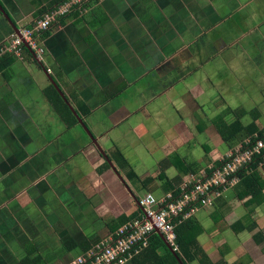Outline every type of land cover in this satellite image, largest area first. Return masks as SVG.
Returning <instances> with one entry per match:
<instances>
[{
    "label": "crops",
    "instance_id": "crops-1",
    "mask_svg": "<svg viewBox=\"0 0 264 264\" xmlns=\"http://www.w3.org/2000/svg\"><path fill=\"white\" fill-rule=\"evenodd\" d=\"M54 1L0 0L8 17L0 9V18L5 22H0V41L28 27L52 9ZM224 1L91 0L44 36V64L31 52L21 51V56L0 69V213L14 226L13 219L23 218L28 235L31 230L37 231L32 240L22 236L27 244L20 260L40 256V262L52 264L63 256L81 254L112 234L113 222L123 216H138L143 195L165 197L181 192L182 184L198 175L200 168H215L219 159L250 140L249 136L243 140V136L228 144L216 129H207L213 147L205 148L198 159L192 158L190 143L196 132L191 135L189 130L196 118L189 109L193 111L197 106H190V96L206 97L208 86L197 82L201 77L194 74L185 77L184 71L190 72L189 67L197 61L190 57L188 63L187 58L175 56L173 50L177 51L181 43L186 45L190 32H198L193 27L196 18L204 27L213 26L208 28L211 34L203 32L205 36L198 40L205 48L197 55L201 62L212 56H220L219 62L235 58L233 76L239 79L241 72V82L248 81L247 86L253 84V76L264 83V24L254 13L260 6L250 0ZM224 36L234 41L221 40ZM209 42L212 48L207 46ZM170 45L173 48H167ZM166 53L173 56L164 59ZM196 72L203 76L200 68ZM254 93L258 92H250L247 99L260 100V104L251 109L225 106L224 110L220 97L215 108L222 113L243 110L245 115L240 121L244 126L255 122L263 129L264 90L260 95ZM177 105L187 115L169 126L166 116H170V108L177 111ZM255 111L256 119L251 115ZM247 115L250 120L245 124L242 119ZM133 137L136 143L131 144ZM224 143L226 149L222 148ZM139 148H153L163 156L149 169L144 155L137 153ZM116 154L123 156L125 168L117 163ZM174 154L187 165L184 170L167 162ZM190 165L197 171H191ZM138 166L145 169L138 171ZM257 169L264 172V162ZM148 178L152 182L145 189L143 182ZM237 180L222 191L213 207L196 208L189 216L195 215L203 227L198 242L212 264H264V200L245 206L247 198L242 200L237 195L241 189ZM165 181L173 182L174 188L167 189ZM37 199L42 214H49L47 218L37 211L42 215L38 222L29 218L37 210L33 211L31 205ZM65 205L77 212L80 222L87 218V211L93 217L81 240L74 227L58 226L57 214ZM247 215L251 217L248 224L253 220L256 227L235 231L234 224ZM14 226L7 237L16 246ZM6 230L0 226V234ZM49 236L54 247L47 252L42 244L49 242ZM4 239L0 252L14 254V246ZM70 241L76 243L75 247L57 256ZM188 264L200 263L196 260Z\"/></svg>",
    "mask_w": 264,
    "mask_h": 264
},
{
    "label": "built area",
    "instance_id": "built-area-1",
    "mask_svg": "<svg viewBox=\"0 0 264 264\" xmlns=\"http://www.w3.org/2000/svg\"><path fill=\"white\" fill-rule=\"evenodd\" d=\"M90 1H62L53 10L45 11L28 27L19 28L16 33L0 44V63L3 58L21 56V51L25 46L29 47L39 60L45 61L44 34L59 24L62 18L73 12H79L85 3ZM248 141L245 143L248 144ZM262 150H264V140L261 139L252 148L241 146L234 152L228 153L225 164L214 169L210 175L208 172H205L204 176L200 173L191 177L195 178L192 182H184L177 198L172 193L160 198L152 193H146L139 199V215L122 225L106 239H102L89 247V250L80 256L84 258L80 263L126 264L128 260L132 261L133 256L139 253L143 246H147L148 238L153 234L161 235L172 250L178 251L175 220L181 214H184V218H188L190 213L185 212L186 208L200 197H202L203 205L212 202L211 196L217 194V188L228 183L234 184L237 180L234 174L245 165L246 167L250 165L254 156L264 155ZM190 186H193V189L189 190ZM192 208L194 210L197 206L192 205ZM137 245L141 248L136 249L135 246Z\"/></svg>",
    "mask_w": 264,
    "mask_h": 264
},
{
    "label": "rangeland",
    "instance_id": "rangeland-1",
    "mask_svg": "<svg viewBox=\"0 0 264 264\" xmlns=\"http://www.w3.org/2000/svg\"><path fill=\"white\" fill-rule=\"evenodd\" d=\"M229 0H225L224 3H226ZM252 3L253 1L255 2V5H259L260 7H256V12H254L255 14H258V16L262 21V24H264V0H250ZM210 7L213 9L215 8V6L210 5ZM197 20L194 21V25L193 27L196 26L198 32L197 33H192L190 32V40L186 43V45L183 46V43H181L179 45V47H177V51L173 50V52H175V56H178L180 58H187L188 63H189V59L190 57H194L193 60L197 61V64L195 66L189 67V71L190 72H186L184 71L185 77L189 78L190 75H196V77H201L199 79H197V82H201L202 84H204L205 86H208V91H207V96L203 98H193V95L190 96V99H192L193 101H191L190 106H192L193 108H195L197 106V108L193 111H191V109H189V112L193 113V116H195L196 119H193L194 125L193 129H190V133L191 135L196 132L194 138L192 139L193 141H191V146H193V152L192 154V158L193 159H198L199 157H201L202 152L205 148H212L213 144L212 141L210 140L208 134H206V130L208 129V131L210 129H216L214 122L217 120V118L220 115H223L224 113H222V111H218L215 106H217L216 101L220 99L219 97L223 100L221 105H223V109L225 110L227 107L225 106H233V108L235 107H247L248 109H251V107H254L255 104H260V100H252V102H250L249 99H247V94H249L250 92L254 91L258 92V93H254L257 95H260L259 93L264 90V83L261 82V78H256L257 76H253L252 77V85H246V83H248V81L241 82L244 79L243 74L240 72L242 69L240 66L239 68V79H238V75L233 76L232 73V69L234 66V62H235V58L234 59H224L222 58L221 62H219V58L220 56L216 57L212 56V57H208L205 61L203 60L201 62V59L198 58V54L201 51H204L205 48H201V44L198 43V40L200 42V39L203 38L205 35L204 34H211V32H209V29H212L213 26H210V24L207 25V27H204L202 24H200L199 18H196ZM29 20V19H27ZM0 22H2L3 24H5V22L3 21L2 18H0ZM25 25V23L22 24V26ZM262 26V25H261ZM209 28V29H208ZM193 30V29H191ZM205 32L204 34H201ZM8 39V38H7ZM217 39V38H214ZM223 39H229L227 36H224L223 38L221 37V40ZM6 40V38L4 40L0 41L1 43H4ZM161 41H163V39H159ZM229 41L232 43L234 40L233 39H229ZM216 44V43H215ZM214 44V45H215ZM175 45V44H174ZM173 45V46H174ZM191 45V46H190ZM214 45L212 44V46L214 47ZM172 45L168 46L167 48H173ZM189 46L191 49H189ZM207 46H210V42L207 44ZM218 47V46H217ZM212 48V47H211ZM220 49V47L218 48ZM173 56L171 54L166 53L164 55V59H167L168 57ZM187 56V57H186ZM204 58V56H203ZM215 58V59H214ZM186 60V61H187ZM243 61L241 60L240 63H242ZM197 68L201 69V72L203 73V76L201 73L196 72ZM258 81V82H257ZM196 81L194 83H197ZM234 84V86H232V84ZM188 86L191 88L192 85L191 83L188 84ZM247 86V87H246ZM194 87V86H193ZM196 87H199L196 84ZM203 85L201 86V89H203ZM216 88L220 91L216 90ZM263 88V89H262ZM257 90V91H256ZM211 91L213 92V96H211ZM215 92H217L219 94V96L215 95ZM215 95V96H214ZM214 98V102H209L210 99ZM264 98V96H263ZM263 100V99H262ZM176 102H180L179 99H177ZM263 102V101H261ZM146 105V104H144ZM203 106L202 108H199V106ZM176 110L174 111L170 108V112H168V114L170 116H166L167 120H165L166 124H169V126L173 125L175 122H181L180 119L181 117L184 115H187V113L185 114L183 110H179V105L176 106ZM185 107V106H184ZM247 117V118H246ZM249 116H245L242 120H244V123L246 124L247 122H249ZM235 116L232 112H228V114L225 116V119L227 122H231L232 120H234ZM167 126H164L163 128H165ZM217 130V129H216ZM219 134V133H218ZM190 135V136H191ZM220 135V134H219ZM192 137V136H191ZM222 139V137H221ZM243 140H247L246 137L243 138ZM244 141V142H245ZM130 143H136L135 142V138H130ZM205 145V146H202ZM240 146V145H239ZM204 147V148H203ZM223 149H226V144L224 143L222 145ZM238 148V147H237ZM137 153H141L142 155H144V159L146 160V164L147 162H149V169H153V163L159 159L160 157L163 156V153L160 154V152H155L153 150V148L151 150H141L140 148L138 149ZM178 154V153H177ZM225 156V155H224ZM220 161L222 160L219 159ZM135 163V162H134ZM184 163V162H183ZM211 167V165H208ZM216 166V165H215ZM152 167V168H151ZM207 167V165L203 168H200L201 170L199 171V174H205V172L207 171L205 168ZM209 167V168H210ZM138 171H142V169H145L143 166H138ZM199 170V169H198ZM261 173H263V171H260ZM195 178H191L189 181L192 182V180H194ZM155 185H157L155 183ZM37 200H33L32 201V206H33V211L35 210V208L37 209L35 211V213L33 214V216L29 217V218H34L36 220V222L40 221V217L43 216H48L49 214H47L48 212H45V214H42L43 212V208L41 206H37L36 203ZM41 213L42 215H40L39 213ZM1 212V209H0ZM59 214H57V223L58 226L61 228H68L70 226L74 227V229L76 230V237L81 240L84 236V234L86 233V230L84 229L86 226H88L90 219L91 221H93V217L90 216V213L88 214V211L86 212L87 218L84 220H82L81 222L76 218V214L77 212L75 210H72L71 208H69V206H64L62 209H60ZM85 213V211H84ZM89 216V217H88ZM23 217V216H21ZM0 226L2 227L4 225V227H6V231L2 232V234H0V242L2 240V238H6L4 239V241L6 243H8L9 241V245H13V243L10 244L11 240L8 239V234H9V230L11 229V227L14 226V224H9L8 222H5L3 220V217L1 216L0 213ZM38 218V219H37ZM49 218V216L47 217ZM42 219V218H41ZM15 220V239H16V246H14L13 253H10L9 251L7 252H0V264H20L21 260L20 258L22 257V255L24 254V250L23 247L25 244V242H27V238L23 240L22 236H28V240L31 239L33 237V235L35 234V232L37 231H33L31 230V232L28 235L27 232V228L24 227V225H26V223H23V218L21 221H17L16 219H13V221ZM28 220V218H27ZM64 226H68V227H63ZM50 235V232H49ZM6 236V237H4ZM75 237V238H76ZM108 236H106L104 239H106ZM14 239V238H13ZM32 240V239H31ZM25 243V244H24ZM43 247H46L45 251L49 252L50 249H53L54 247V242L53 240L50 238L49 236V242H45L42 244ZM2 248V246H1ZM4 250V249H3ZM11 250V249H10ZM44 251V252H45ZM3 253H8L10 254L9 257H6V254ZM84 253V251L81 254H73L72 256H63L62 258L57 259L56 261H53L52 264H81V260H84V258L80 257L82 254ZM69 259V260H68ZM131 261L128 260V262L126 264H131ZM125 263V262H124ZM38 264H45L43 262H39ZM50 264V263H49Z\"/></svg>",
    "mask_w": 264,
    "mask_h": 264
},
{
    "label": "trees",
    "instance_id": "trees-1",
    "mask_svg": "<svg viewBox=\"0 0 264 264\" xmlns=\"http://www.w3.org/2000/svg\"><path fill=\"white\" fill-rule=\"evenodd\" d=\"M64 1V0H63ZM60 2V1H59ZM58 0L52 2V9L53 10L56 6L54 4L59 3ZM58 6V5H57ZM47 10V11H49ZM45 10L41 11L40 13H43ZM62 18V22H63ZM60 20V21H61ZM28 51V49H26ZM9 59V60H8ZM12 58H3L2 62L0 63V69L4 66H7L10 64ZM56 96H59L58 93H56ZM63 98H60L62 101ZM228 112H233L228 110L227 112H224L223 115H220L217 120L214 122L215 127L222 137L223 141L230 144L237 140L240 141V139L244 137H251L248 141V144L245 143L243 146L244 148H252L258 140H264V128L259 129V127L255 124V122H252L248 126H244L240 119L245 115V112L243 110H237L234 113L235 120L228 123L225 120V116L228 114ZM255 119L257 117V112H252L251 114ZM254 119V121H255ZM256 134V136L253 137V135ZM264 154V150H262ZM264 155H256L253 157V162H251L250 168H248V165L242 167L239 169L234 176L236 178L240 179V185L241 189L238 191L237 195L239 199L245 200L247 198V201L245 202V206L253 204L254 202L259 203L260 201L264 200V172L261 173L259 169H257L259 163L263 160ZM117 163L120 165V167L125 168V160L123 159V156L120 154H116ZM167 162L173 163L177 168L184 170V167H187L184 161L179 158L177 154L172 155ZM227 161L224 160L222 162H217L215 165V168H220L225 164ZM166 167V161L163 169ZM194 165H190L189 169L193 172L197 171V168ZM248 168V169H247ZM213 170H209V174H211ZM164 175V173H163ZM162 176V175H161ZM162 178H165V176H162ZM152 182V178L145 179L143 182L144 188L148 189V185ZM165 186L167 189H173L175 184L171 181H165ZM189 190L193 189V186H190L188 188ZM178 192H174L173 196L177 198L179 196ZM200 197L198 200H196L192 205H196L197 208H202L206 206L213 207L215 205L214 201L210 202L209 204L203 205L201 202ZM192 205L188 206L185 210L186 213H190L193 211ZM135 214H132L129 217L123 216L122 218L118 219L117 221L113 222V224L110 225V229L112 233H115L122 225L126 224L131 218L133 219ZM251 217L247 215V217L237 221L233 229L235 231H243L245 229L252 230L254 227H256V223L252 220L250 224H248V221ZM176 228H175V234H176V243L179 247V250L177 252L173 251L165 242L163 237L159 234H153L148 238V244L147 246H143V248L140 250L139 253L135 254L132 258L133 264H178L180 262H183V264H188L193 261H199L200 264H212L208 255L204 251V249L201 247V245L198 242L199 235L203 232V227L199 223V220L195 217V215H191L188 218H184V214H181L176 220ZM262 235V234H261ZM76 243L74 241L66 242L61 250H59L56 254L57 256H63L67 253V251L72 250L75 247ZM136 249H140L141 246L137 245L135 246ZM89 250V247L84 249V252ZM40 256L35 257V259H29V258H23L20 262V264H38L40 262ZM90 261V259H88Z\"/></svg>",
    "mask_w": 264,
    "mask_h": 264
},
{
    "label": "clouds",
    "instance_id": "clouds-1",
    "mask_svg": "<svg viewBox=\"0 0 264 264\" xmlns=\"http://www.w3.org/2000/svg\"><path fill=\"white\" fill-rule=\"evenodd\" d=\"M18 31V29L15 31V32H13V34L14 33H16ZM12 34V35H13ZM47 34V33H46ZM46 34H44V36L46 35ZM44 39V38H43ZM26 49H28V51L29 52H31L35 57H36V55H35V53H33V51L29 48V47H27V46H25V47H23V50H22V52L23 51H26ZM45 51H46V49H45ZM22 54V53H21ZM45 54H46V52H45ZM16 57H18V56H11V57H9V58H12V59H14V58H16ZM36 59L39 61V63H42V64H44V62L46 61H41V60H39L37 57H36ZM227 155V154H226ZM226 155L222 158V160L220 161V162H222V161H224V160H226L227 159V157H226ZM263 162H264V160H262ZM253 162V161H252ZM260 164V163H259ZM250 165H251V163H250ZM249 166V165H248ZM208 170H214V168H208ZM208 170L206 171V172H208ZM208 175H210L209 174V172H208ZM230 178H232V177H230ZM236 178V177H235ZM237 179V178H236ZM238 180H236V182H237ZM228 185H232V184H230V183H228V184H226V185H223V186H220V187H218L217 188V194H214V195H212L211 196V199L214 201L216 198H218L220 195H221V193H222V191L228 186ZM157 197V196H156ZM157 198H160V197H157ZM164 239V238H163ZM166 242V241H165ZM170 246V245H169ZM171 248V247H170ZM172 249V248H171ZM174 251V250H173ZM175 252H177V251H175Z\"/></svg>",
    "mask_w": 264,
    "mask_h": 264
},
{
    "label": "water",
    "instance_id": "water-1",
    "mask_svg": "<svg viewBox=\"0 0 264 264\" xmlns=\"http://www.w3.org/2000/svg\"><path fill=\"white\" fill-rule=\"evenodd\" d=\"M0 9L2 10V12H3V14H5L6 15V17H7V14L4 12V10H3V8H2V6L0 5ZM8 18V17H7ZM167 243V242H166ZM167 245L169 246V244L167 243ZM170 247V246H169Z\"/></svg>",
    "mask_w": 264,
    "mask_h": 264
}]
</instances>
